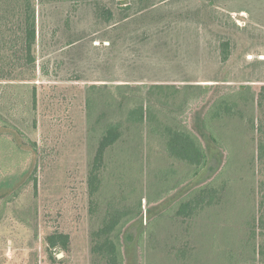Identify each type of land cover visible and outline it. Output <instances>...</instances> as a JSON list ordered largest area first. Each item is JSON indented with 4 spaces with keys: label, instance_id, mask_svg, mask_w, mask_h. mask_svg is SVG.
Masks as SVG:
<instances>
[{
    "label": "rangeland",
    "instance_id": "1",
    "mask_svg": "<svg viewBox=\"0 0 264 264\" xmlns=\"http://www.w3.org/2000/svg\"><path fill=\"white\" fill-rule=\"evenodd\" d=\"M36 10V75L0 82V120L38 149L25 169L0 166V264H97L93 233L116 212L125 264H264V0H37ZM17 11L0 0L7 40ZM225 94L233 112L215 130L228 149L211 151L208 179L218 193H202L208 170L195 176L172 157L167 130H190L209 150L203 120ZM142 106L151 115L137 126L128 113ZM111 123L124 135L92 196ZM188 202L195 210L180 214ZM56 234L67 250L48 248Z\"/></svg>",
    "mask_w": 264,
    "mask_h": 264
},
{
    "label": "trees",
    "instance_id": "2",
    "mask_svg": "<svg viewBox=\"0 0 264 264\" xmlns=\"http://www.w3.org/2000/svg\"><path fill=\"white\" fill-rule=\"evenodd\" d=\"M66 1L75 0H39L42 4L47 3H63ZM81 1V0H77ZM85 1V0H83ZM37 0H17L19 5V11L15 14L17 20L15 35L11 39L6 37V34L1 30L0 25V51H6L9 46L11 53L10 57L4 55L0 57V82H29L32 81L36 75L37 64ZM108 19L111 21L114 18V13L109 10ZM6 17H1V22L7 24L12 20L5 21ZM14 24V23H13ZM8 29H10L8 27ZM10 30H13L11 27ZM2 31V32H1ZM225 56L224 61H228L229 44L223 46ZM8 68V69H7ZM226 87H220L217 89H225ZM230 94H225L223 97H219L212 105L211 110L207 112L203 120V128L209 136V150L206 149L202 141L190 130H167V146L170 155L179 160H184L191 166L196 168L195 176H199L205 169L208 170L206 178L203 180L202 193L210 191L212 188L214 192L218 193L217 189H214L210 185L211 176L217 168L210 165L213 158V149L220 151L228 149L226 141L221 139L215 130V123L219 121L224 114L233 112L235 103H230ZM151 115L149 109L147 110L143 106L138 109H133L128 113L129 121L133 124L144 125L148 121ZM223 119V118H222ZM124 135L122 123H111L106 127L103 136L100 139L95 157L93 159V165L89 174V189L92 196L96 195L100 191L101 186V174L105 166L107 154L112 149H115ZM9 136L16 137V140L12 143L8 142ZM21 132L14 126L0 120V139L2 140V146L0 147V166H6L14 162V168H5L3 173L11 174L15 171L18 172L21 169H25L27 166V156L32 153H37V144L32 143L31 149L26 148V142L24 138H21ZM260 149L264 150V142H261ZM28 150V151H27ZM215 155V154H214ZM222 156V155H221ZM263 157V152L261 154ZM26 164V165H25ZM33 164V163H32ZM211 166V167H210ZM210 179V180H208ZM211 193V191L209 192ZM216 193L214 195H216ZM214 195L209 196L208 206L214 203ZM206 197H203L197 201L198 205L206 204ZM195 210L191 202L185 203L180 207V214H191ZM120 224V215L111 213L103 221L102 227L95 233H93V248L92 253L97 259V264H125L124 254L122 248L115 238V233ZM69 236L65 234H56L48 239V248L55 249L61 247L63 250L68 249Z\"/></svg>",
    "mask_w": 264,
    "mask_h": 264
}]
</instances>
